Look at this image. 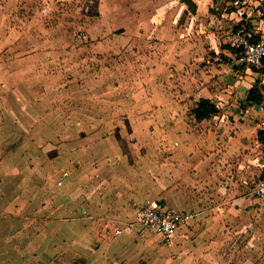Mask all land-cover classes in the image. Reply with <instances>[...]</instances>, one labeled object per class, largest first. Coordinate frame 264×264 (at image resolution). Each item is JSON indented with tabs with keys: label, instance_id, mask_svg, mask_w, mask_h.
I'll use <instances>...</instances> for the list:
<instances>
[{
	"label": "crops",
	"instance_id": "obj_1",
	"mask_svg": "<svg viewBox=\"0 0 264 264\" xmlns=\"http://www.w3.org/2000/svg\"><path fill=\"white\" fill-rule=\"evenodd\" d=\"M65 1L0 0V56L17 57L11 62L0 57V264L128 263L132 249L142 246L137 239L148 231L139 224L126 229V224L134 221L138 207L157 200L192 214L170 242L155 233L163 245L176 253L185 251L187 255L191 253V258L199 252L206 256L210 247L205 238L215 234L219 238L220 234L229 236L226 232L234 233V243L236 234L246 232L252 235L248 248L260 247L256 243L260 238L253 236L263 231L260 221L264 220V201L253 194L248 184L264 172V142L258 135L259 129H264V109L261 103L248 105L247 99L255 84L264 95V62L251 66L238 61L239 49L232 43L231 32L242 21L230 16L223 0H139L138 8L146 20L164 26L159 27L157 34L169 39L167 48L172 55L177 52L192 56L194 45L203 48L199 52L208 54L209 45L214 61H220V57L228 61L219 64L228 68L223 78L230 82L212 90L206 85L207 92L200 87L191 94L185 91L186 96L176 98L163 92L165 102L158 108L174 104L168 113H156L159 121L169 119L170 124L155 130L154 141L164 137L167 144L154 145L153 161L133 150V162L122 160L126 154L113 157V151L125 153L123 146L117 145L108 149L104 160L82 177L79 168H75L74 175L72 170L65 173L70 158L50 156L56 146L47 142L53 132L58 131L57 136L80 133L81 115L74 111L73 123H62L60 128L50 121V112L43 106L51 103V96L42 91L56 86L50 76L66 72V64L51 67L44 63V56L52 55L55 43L62 40V46L65 40L62 27L71 20L65 15V8L58 11ZM106 1L107 15L114 16L116 2ZM261 3L262 0H249L247 5L251 29L260 37L264 36ZM60 16L66 19L59 22ZM238 30L245 31V24ZM200 97H209L219 105L220 112L212 116L216 123L212 117L201 121L194 118L190 109ZM226 102L234 110L223 112ZM188 119L193 120V126ZM208 126L209 133L205 131ZM203 134L210 142H200ZM73 142L76 143L75 138ZM36 151L47 165L42 177L8 175V169L12 172L18 165H35ZM150 161L157 180H147L151 178L147 171ZM60 172L66 174V181L53 176L61 175ZM87 181L96 186L88 200L82 188ZM36 186L41 187L39 192ZM65 186L70 192H63ZM84 201L86 208L81 204ZM51 214L61 220L47 219ZM34 215H39L40 223L35 222L38 218ZM118 229L122 232L118 233ZM56 238L53 251L58 250L59 254L56 261H51L48 240ZM263 242L261 239L260 244Z\"/></svg>",
	"mask_w": 264,
	"mask_h": 264
},
{
	"label": "rangeland",
	"instance_id": "obj_2",
	"mask_svg": "<svg viewBox=\"0 0 264 264\" xmlns=\"http://www.w3.org/2000/svg\"><path fill=\"white\" fill-rule=\"evenodd\" d=\"M114 1L118 7H115L116 13L111 17L105 10L108 2L106 0H66L64 5H59L60 10H57L63 12L61 8H65L64 13L71 21L65 22L62 27L61 32H66L62 46V40L57 41L52 55L44 56V63L50 64L51 67L66 64V72L54 73V76H50L56 81V86L42 89L43 93L49 92L51 96V103L48 106L43 104L44 110L50 112V121H54L57 127L62 128V123L67 124L69 121L73 123L71 117L74 111L81 115L80 133L57 136V131L48 135L47 142L56 146L49 154L56 157L68 156L70 162L65 168V173L72 170L70 172L74 175V171L79 168L82 169V177L88 175L89 170L96 166L99 160H104L103 155L109 151L108 149L117 145L123 146L125 153L113 151V157L126 154L123 155L122 160L133 162L134 157L130 156L133 150L141 151V157L153 161L154 145L167 144V138L164 137L154 141L155 130L159 127H169L170 124L169 119L159 121L156 113L160 115L168 113L169 106L172 107L174 104L167 103L163 108H158L165 102L163 92L176 98L177 95H185V91L191 94L206 85L212 90L217 85L230 82L227 78H223L229 71L228 68L219 64L220 62L227 64L228 61H225V57H220V61H214L210 55L209 45L206 46L207 51L210 52L208 54L199 52L203 48L198 49L194 45L192 56L177 55V52L172 55L171 50L167 48L169 39H162L157 34L159 27L161 29L164 26L158 21L146 20L143 11L138 8L139 0ZM152 10L146 8V11ZM65 19V16H60L57 20L60 22ZM79 35L81 36L77 39ZM8 56L0 57L2 61H17L16 56L12 58ZM176 61H181L182 64ZM204 91L207 92V89L204 88ZM232 110H234L233 105L226 102L223 112ZM60 116H64L65 119ZM212 119L216 123L213 117ZM6 122L4 120L2 123ZM188 123L192 125L193 120L188 119ZM75 127L77 129L78 126ZM205 129L209 133V126ZM203 135L204 138L200 142H210L205 134ZM74 138L76 143L73 142ZM36 154L38 161H35V165L32 164L30 167L18 165L12 172L8 169V175L18 178L30 175L42 177L47 165L37 151ZM151 161L147 163L151 164L147 167L151 178L147 180H157ZM60 173L61 175L52 174L58 181H66V174ZM166 177L169 178V175ZM71 186L73 193L74 184ZM248 186L252 191L253 181ZM95 187L88 181L83 183L84 198L88 200V194ZM161 187L163 189L165 184ZM39 189L41 187L36 186V192H39ZM63 192L70 191L65 186ZM81 204L82 207H87L85 201ZM34 216L38 218L39 215ZM46 218L61 220L55 214ZM39 219L35 222L40 223L41 219ZM261 226L263 231L253 236L255 239L260 238L256 242L260 247L248 248L252 235L246 232L236 234L235 243L234 233L226 232L229 236L224 237L220 234L219 238L215 234L213 238L206 237L205 240H209V254L205 256L199 252L195 254V258H191V253L187 255L185 251L176 253L172 248L163 245L161 237L157 234L146 232L137 239L142 246L132 249L134 252L131 256L129 254L128 263L123 262V264H264V242L260 244L261 239L264 240V220L260 221ZM196 234L198 237V232ZM55 242L57 243V238L48 240L50 250L47 251L53 256L50 258L51 261H56L59 254L58 250L53 251ZM66 254L68 255V252ZM119 264H122V261Z\"/></svg>",
	"mask_w": 264,
	"mask_h": 264
},
{
	"label": "built area",
	"instance_id": "obj_3",
	"mask_svg": "<svg viewBox=\"0 0 264 264\" xmlns=\"http://www.w3.org/2000/svg\"><path fill=\"white\" fill-rule=\"evenodd\" d=\"M249 0H234L232 10L229 12L233 19L243 21L249 19L247 11ZM232 43L239 49L238 61L244 65H261L264 62V36L257 40L251 39L249 32L235 30L231 32ZM264 109V102L261 103ZM264 126V120L261 121ZM253 194L264 201V177L256 181ZM192 217L191 213L173 208L162 207L158 201H149L138 207L134 214V221L126 224V229H133L135 224L141 225L150 233L163 235L170 242L181 225ZM122 229H118L121 233Z\"/></svg>",
	"mask_w": 264,
	"mask_h": 264
},
{
	"label": "trees",
	"instance_id": "obj_4",
	"mask_svg": "<svg viewBox=\"0 0 264 264\" xmlns=\"http://www.w3.org/2000/svg\"><path fill=\"white\" fill-rule=\"evenodd\" d=\"M233 2L234 0H223L224 7L225 9L229 10V12L232 10ZM211 9L216 12L214 8ZM259 10L261 11V17L264 18V0H262ZM243 24H245V31L249 32L251 39L257 40L260 38V35L252 31L251 29L252 24L250 22V19L243 20L242 23L235 26V29L238 30L239 28L243 27ZM234 51L237 53L238 49L236 48ZM263 102H264V95L261 91V88L258 86V84L253 85V87L249 91L247 104L252 105ZM190 111L197 121H201L207 118H211L213 115L218 114L220 112V107L211 98L200 97L191 107ZM258 135H259V140L264 142V129H259ZM263 177H264V172L253 182V187L256 181ZM158 202L162 207L171 208L165 205V203L162 202L161 200Z\"/></svg>",
	"mask_w": 264,
	"mask_h": 264
}]
</instances>
